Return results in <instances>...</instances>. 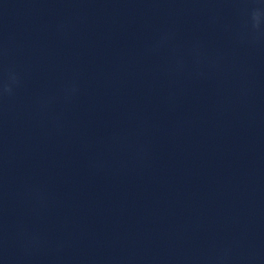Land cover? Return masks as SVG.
<instances>
[{"label":"clouds","instance_id":"obj_1","mask_svg":"<svg viewBox=\"0 0 264 264\" xmlns=\"http://www.w3.org/2000/svg\"><path fill=\"white\" fill-rule=\"evenodd\" d=\"M254 27H259V13H253Z\"/></svg>","mask_w":264,"mask_h":264}]
</instances>
